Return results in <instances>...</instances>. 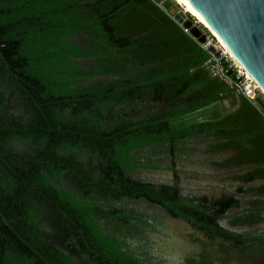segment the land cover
Masks as SVG:
<instances>
[{"label":"trees","instance_id":"1","mask_svg":"<svg viewBox=\"0 0 264 264\" xmlns=\"http://www.w3.org/2000/svg\"><path fill=\"white\" fill-rule=\"evenodd\" d=\"M208 59L157 0H0V211L49 263L144 264L127 237L141 200L264 253V235L219 225L234 198L200 211L135 174L202 135L264 165V112L240 97L223 116ZM49 263L0 214V264Z\"/></svg>","mask_w":264,"mask_h":264},{"label":"flooded vegetation","instance_id":"2","mask_svg":"<svg viewBox=\"0 0 264 264\" xmlns=\"http://www.w3.org/2000/svg\"><path fill=\"white\" fill-rule=\"evenodd\" d=\"M221 105L223 114L234 107ZM221 142L225 143L222 137L202 135L174 151L157 147L147 155L146 169L135 174L144 183L177 189L181 202L200 211L213 213L234 198L235 205L219 225L236 234L264 235V214L252 213L253 201L264 203V165L246 161L240 148ZM128 209L135 218L127 237L144 264H264L260 249L252 252L232 241L211 238L199 224L175 217L161 206L141 200Z\"/></svg>","mask_w":264,"mask_h":264},{"label":"water","instance_id":"3","mask_svg":"<svg viewBox=\"0 0 264 264\" xmlns=\"http://www.w3.org/2000/svg\"><path fill=\"white\" fill-rule=\"evenodd\" d=\"M161 8L170 13L173 19L200 45L206 43L203 25L183 8L175 10L174 0H157ZM193 13L206 26L204 27L220 42L241 68L259 87L264 95V0H183ZM180 6V5H179ZM222 104L226 109L223 115H230L241 105V98L232 94ZM259 109L264 112V101L257 100ZM1 159V156H0ZM34 189L29 181H27ZM2 215L4 223L35 253L49 261L27 243ZM51 264V263H49Z\"/></svg>","mask_w":264,"mask_h":264},{"label":"built area","instance_id":"4","mask_svg":"<svg viewBox=\"0 0 264 264\" xmlns=\"http://www.w3.org/2000/svg\"><path fill=\"white\" fill-rule=\"evenodd\" d=\"M206 34V43L201 47L209 54L205 63L206 69L212 78L223 82L232 94L243 97L255 105L258 109L257 100L264 101V95L254 81L241 68V66L228 54L220 42L202 27ZM189 34L187 30L184 29ZM190 35V34H189Z\"/></svg>","mask_w":264,"mask_h":264},{"label":"bare ground","instance_id":"5","mask_svg":"<svg viewBox=\"0 0 264 264\" xmlns=\"http://www.w3.org/2000/svg\"><path fill=\"white\" fill-rule=\"evenodd\" d=\"M178 5L182 6V8L188 13L190 14L192 17H194V19L197 21V23L203 25L204 27H206L201 21L200 19L193 13V11L186 5V3L183 0H174ZM229 54V53H228ZM230 55V54H229ZM231 56V55H230ZM232 57V56H231ZM233 58V57H232ZM234 59V58H233Z\"/></svg>","mask_w":264,"mask_h":264},{"label":"rangeland","instance_id":"6","mask_svg":"<svg viewBox=\"0 0 264 264\" xmlns=\"http://www.w3.org/2000/svg\"><path fill=\"white\" fill-rule=\"evenodd\" d=\"M178 8H182V6H179L177 3L175 4V10H177Z\"/></svg>","mask_w":264,"mask_h":264}]
</instances>
